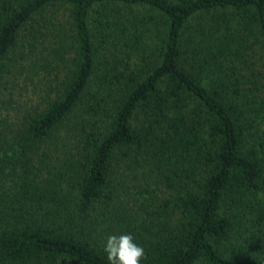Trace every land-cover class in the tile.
<instances>
[{
  "label": "trees",
  "instance_id": "obj_1",
  "mask_svg": "<svg viewBox=\"0 0 264 264\" xmlns=\"http://www.w3.org/2000/svg\"><path fill=\"white\" fill-rule=\"evenodd\" d=\"M55 7L69 12L54 50L65 77L18 134L25 172L0 196V264H108L105 241L121 234L144 248L141 264H264V77L250 58L264 52V0H0V81ZM152 28L159 53L133 68ZM84 103L108 127L84 125L81 155L41 174L34 146Z\"/></svg>",
  "mask_w": 264,
  "mask_h": 264
},
{
  "label": "rangeland",
  "instance_id": "obj_2",
  "mask_svg": "<svg viewBox=\"0 0 264 264\" xmlns=\"http://www.w3.org/2000/svg\"><path fill=\"white\" fill-rule=\"evenodd\" d=\"M120 9L122 14L134 15L136 18L147 15L146 10L142 8ZM68 16L69 12L65 7L49 9L44 15L46 25H44L45 22L40 21L41 26H39L45 36L37 43L34 52L31 53L28 42L23 41L7 62L0 81V196L13 192L21 183L20 179L24 175V169L20 167L14 169L15 160L12 157L18 149V134L24 129L26 119L47 108L49 99L56 96V89L65 77V64L55 59L54 50L58 48L57 37L60 32L70 30ZM197 23L199 20L194 21V24ZM151 32L153 34H148L145 42L146 51L141 52L130 62L133 68L139 66L146 67L145 70H147L156 59L161 42L155 37V28H152ZM29 37L30 34L25 33V40L30 39ZM250 58L252 62H257V70L264 77V52L259 46L252 49ZM49 63H52L53 70L47 67ZM85 109L84 103L71 115L60 131L52 135L51 139L34 146L33 165L40 170L41 174L45 175L47 165L60 166L59 160L81 155L85 146L84 125L90 130L92 129L91 122L99 121L102 132L108 127L110 119L102 117L90 119L84 116ZM137 123L140 122L137 121ZM257 138V136L252 138V144L258 140ZM44 154L47 155L46 158ZM124 165L121 163V166L117 168L119 175H125L124 177L130 182L129 186H134V172L125 170ZM119 182L117 180L116 185ZM153 189L157 190V186ZM162 189V192H159L161 196L169 195V192ZM132 197L138 198L135 191H132ZM240 244L241 240L238 234H235L223 245L222 249L226 255L230 256L236 252Z\"/></svg>",
  "mask_w": 264,
  "mask_h": 264
},
{
  "label": "clouds",
  "instance_id": "obj_3",
  "mask_svg": "<svg viewBox=\"0 0 264 264\" xmlns=\"http://www.w3.org/2000/svg\"><path fill=\"white\" fill-rule=\"evenodd\" d=\"M104 253L108 264H141L146 256L144 248L134 242L131 234L109 235Z\"/></svg>",
  "mask_w": 264,
  "mask_h": 264
}]
</instances>
